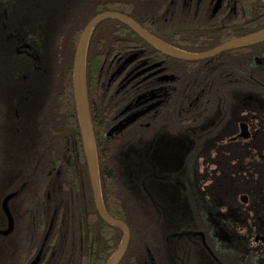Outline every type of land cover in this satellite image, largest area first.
I'll return each mask as SVG.
<instances>
[{
	"label": "flooded vegetation",
	"instance_id": "1",
	"mask_svg": "<svg viewBox=\"0 0 264 264\" xmlns=\"http://www.w3.org/2000/svg\"><path fill=\"white\" fill-rule=\"evenodd\" d=\"M42 5L43 0H0V66L20 70L14 82L21 89L20 95L3 100L19 105L21 123L33 72L65 70L86 17L83 8L51 32ZM148 5L149 25L162 37L149 31L190 54L264 29L263 0H157ZM109 34L113 44L107 42ZM128 40L101 29L94 45L100 64L97 99L90 110L102 130L104 206L127 224L130 240L137 227L150 232L146 242H135L146 248V256L136 252L132 263L264 264V40L197 60L172 57L150 44L137 48ZM51 55L59 59L48 66ZM59 176L58 170L46 199L54 198L53 229L58 225L60 232L52 246L47 240L38 264H57L64 253L70 263L82 258V236L78 244L67 239L74 232L73 218L55 190ZM8 186L1 201L2 236L12 234L16 214L24 212V204H16L26 187L21 170L10 176ZM10 194L14 228L3 235L8 228L3 201ZM88 237L87 232L86 259L88 249L96 247Z\"/></svg>",
	"mask_w": 264,
	"mask_h": 264
},
{
	"label": "trees",
	"instance_id": "2",
	"mask_svg": "<svg viewBox=\"0 0 264 264\" xmlns=\"http://www.w3.org/2000/svg\"><path fill=\"white\" fill-rule=\"evenodd\" d=\"M131 1L70 0L68 4L67 0H64L63 4H57L54 0H43L42 18L52 32L54 25L71 21L78 11L85 8L86 17H83L79 25L78 38L85 25L95 15L103 11H118L133 17L148 30L162 37L157 30L150 27L148 22L150 14L148 3L157 0H135L136 4H132ZM104 28H106V35L109 32H119L124 37H128V45L132 43L137 48L150 47L123 21L116 18H106L100 21L90 35L87 48L86 71L90 107L97 99L96 85L100 69L94 45L100 37L101 29ZM110 36L111 34L107 42L113 44L115 37ZM74 49L71 55L66 57L64 71L60 72L58 68H55L33 72V79L30 83L32 93L27 94L25 123H21L20 118L16 117V111L23 112L19 105L3 100V97L21 94V89L14 82L20 80V70L0 66V81L14 82L5 87L0 84V228L4 227L6 222L1 210V201L2 194L10 189L8 179L21 170L26 181L24 192L20 198L16 199L17 205L20 202L24 204V212L20 215L16 214L12 234L0 235V264H28L43 243L51 222V208L54 201L52 198V201L47 202L46 189L58 170L60 171L58 184L61 188L56 183L55 190L63 195L61 197L65 199L66 205H69L73 218L71 225L74 227V232L70 234L71 236L67 235V239H74L78 244L82 236L83 252L82 258L75 263L68 262V257L64 253L63 257L58 259L57 264H104L121 241L122 232L113 225L105 224L94 204L75 103ZM52 59L57 61L59 56H48L46 60L48 66L55 62H52ZM91 116L97 144L100 181L103 188L107 180L104 175L107 172L103 169L104 158L100 142L102 130L99 128L93 110H91ZM17 184H19V178ZM107 210L110 211L108 206ZM103 225L106 226V236L103 235ZM59 232L57 225L49 237L48 245L52 246ZM87 232L89 233V245L95 241L96 247L92 251L88 249L90 255L86 259ZM149 238L150 232L146 229L137 227L136 230H131L129 248L120 264H133L132 257L136 252L140 258L146 256V248L142 244L137 246L135 242H146ZM76 255L75 252L74 256Z\"/></svg>",
	"mask_w": 264,
	"mask_h": 264
},
{
	"label": "water",
	"instance_id": "3",
	"mask_svg": "<svg viewBox=\"0 0 264 264\" xmlns=\"http://www.w3.org/2000/svg\"><path fill=\"white\" fill-rule=\"evenodd\" d=\"M264 1V0H263ZM106 18H116L123 21L130 28H132L138 35H140L148 44L156 48L157 50L168 54L172 57L179 59H190L197 60L206 57H211L215 54H218L222 51L234 49L238 47H243L255 42H259L264 40V29L257 31L253 34L238 37L229 41L224 42L223 44L213 48L210 51L201 54H190L186 51L180 50L162 39L158 38L156 35L147 30L144 26H142L138 21H136L133 17L118 12V11H103L97 15H95L84 27L80 38L78 40V44L76 47L75 55H74V63H73V86H74V95H75V103L76 109L80 124V132L83 141V148L85 152V158L87 162L89 179L93 191L95 206L100 217L105 220L108 224L117 226L122 229L123 237L115 249L113 254L109 257V259L104 264H120L122 261L126 250L130 241V229L127 224L119 219L111 216L103 203L102 194H101V183H100V172H99V164H98V154H97V146H96V138L93 128L91 110L89 105V97H88V89H87V71H86V59H87V48L88 42L90 39V35L94 29V27L102 20ZM137 116V115H135ZM136 117H132L128 120L127 123L134 120ZM14 194H10L3 201V208L8 217V228L6 230L1 231V234L8 235L12 232L14 228V220L13 216L10 212L8 201ZM55 222V215L52 218L49 229L45 235L44 241L42 243V247L35 255V257L30 261L29 264H38L41 258V253L43 250V246L49 239L50 233L53 229V224Z\"/></svg>",
	"mask_w": 264,
	"mask_h": 264
},
{
	"label": "rangeland",
	"instance_id": "4",
	"mask_svg": "<svg viewBox=\"0 0 264 264\" xmlns=\"http://www.w3.org/2000/svg\"><path fill=\"white\" fill-rule=\"evenodd\" d=\"M53 231V230H52Z\"/></svg>",
	"mask_w": 264,
	"mask_h": 264
}]
</instances>
